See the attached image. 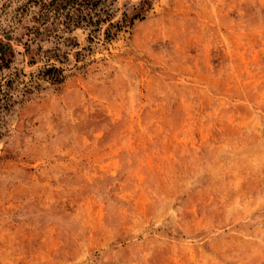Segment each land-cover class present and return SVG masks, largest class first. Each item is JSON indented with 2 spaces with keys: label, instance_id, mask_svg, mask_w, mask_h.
Returning a JSON list of instances; mask_svg holds the SVG:
<instances>
[{
  "label": "rangeland",
  "instance_id": "obj_1",
  "mask_svg": "<svg viewBox=\"0 0 264 264\" xmlns=\"http://www.w3.org/2000/svg\"><path fill=\"white\" fill-rule=\"evenodd\" d=\"M94 7L0 0V264H264V0Z\"/></svg>",
  "mask_w": 264,
  "mask_h": 264
},
{
  "label": "trees",
  "instance_id": "obj_2",
  "mask_svg": "<svg viewBox=\"0 0 264 264\" xmlns=\"http://www.w3.org/2000/svg\"><path fill=\"white\" fill-rule=\"evenodd\" d=\"M103 2V0H39L41 8V17H53L58 18L61 16L64 18L63 23L66 26L71 25H99L102 21L108 20L106 16L109 15L108 11L105 9H99L105 14V17L96 13L94 6L97 2ZM95 14L97 19L94 21L92 15ZM45 19V18H44ZM85 22V23H84ZM109 25L112 26L113 23L109 22ZM107 36H111L110 31H106ZM54 82L62 81V76H58L53 79Z\"/></svg>",
  "mask_w": 264,
  "mask_h": 264
}]
</instances>
